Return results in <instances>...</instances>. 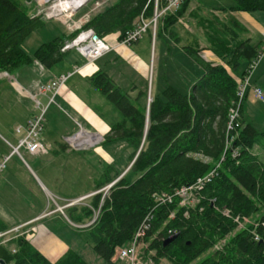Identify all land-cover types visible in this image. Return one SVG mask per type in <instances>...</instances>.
I'll use <instances>...</instances> for the list:
<instances>
[{
	"label": "trees",
	"instance_id": "obj_1",
	"mask_svg": "<svg viewBox=\"0 0 264 264\" xmlns=\"http://www.w3.org/2000/svg\"><path fill=\"white\" fill-rule=\"evenodd\" d=\"M190 1L164 18V31L172 32ZM233 1L235 6L223 11L264 12V0ZM34 8V0H0V74H12L36 61L50 69L64 60L66 53L61 50L76 33L41 45L33 56L23 49L27 38L45 24L32 18ZM154 11L150 0H120L94 15L85 29H92L100 39L118 33L122 41L142 17L149 20ZM214 24L221 29H211L210 50L222 64L209 63L199 47L186 46L185 53L203 69L188 95L168 86L147 112L144 93L132 101L102 70L89 78L90 85L121 115L105 135V144L123 141L133 150L127 173L117 171L111 176L113 170L108 168L97 183L96 191L114 183L106 195L100 192L90 205L69 209L72 222L89 225L80 228L79 236L110 264L145 224L150 228L141 242L146 254L154 253V264L162 260L194 264L223 241L225 245L200 264H264V162L253 152L256 146L264 150V131L245 120L243 103L239 126L229 130L230 113L239 100L238 79L244 78L259 49L219 19ZM212 172L211 182L196 195L198 203L181 206L176 192ZM96 212L99 217L90 224ZM9 230L0 221V233ZM174 234L178 238L164 245ZM0 264L89 263L71 249L51 262L26 236H18L0 245Z\"/></svg>",
	"mask_w": 264,
	"mask_h": 264
},
{
	"label": "rangeland",
	"instance_id": "obj_2",
	"mask_svg": "<svg viewBox=\"0 0 264 264\" xmlns=\"http://www.w3.org/2000/svg\"><path fill=\"white\" fill-rule=\"evenodd\" d=\"M116 2L117 0H94L81 11L78 17H82L92 10L94 16L116 4ZM97 3H101L102 7L94 10ZM195 5H199L201 9L186 12L185 16L180 18L182 21L175 24L179 31L181 30L180 33H183L181 40L177 41L171 37L173 34L180 36L178 30L170 33L168 30L164 31L167 27H164L165 17H163L158 20L156 28L153 25L137 43L128 47L133 53L141 54L146 60L148 63L147 72L138 71L130 58L125 59L124 57L120 59V64L116 67L114 65L107 67V61L113 62L112 59L116 56V52L112 53L116 50V44L111 45L113 50L105 57L89 64L77 51L65 52L64 60L50 68L53 73L60 71L66 73L67 70H71L73 62L82 64L83 59L85 62L83 66L75 67L70 73H66L65 76L72 74L71 78L60 90L51 92L47 96H39L38 89L36 93L24 80L18 78L19 76H16L15 72L10 74L34 97L26 94V91V93H15L13 95L14 101H19L21 106L0 105V161L12 151L8 141L14 147L18 145V140L22 135L17 134V129L25 126L23 118L26 119L31 114L33 116L39 115L44 107L48 108L45 128L40 135V141L48 150V154L30 155L25 150H20L23 157L12 155L0 174V186L3 188L0 192V218L11 228V232L10 230L5 232L8 233L5 239L12 238L13 240L18 236H24L23 233L35 230L36 236L39 235L40 239L44 241L49 235L62 241L63 245L60 246V249L54 250L55 248L52 246L47 250V253L54 254L49 257L50 260H55L66 249H71L81 254L89 264H110L95 253L79 236L80 228L89 225L82 226L72 222L69 209L73 206L90 205L91 198L100 192H104L106 195L109 191L107 187L110 185L96 191L97 183L104 178L108 168L113 170L111 176L115 175L117 171L127 173L133 150L123 141L105 144V133H102L103 127L110 129L112 124L121 120V115L99 91L92 88L89 95L83 97L82 100L88 106H86V110L100 122L92 115L79 114L76 110L70 109L65 102L64 95L60 92L65 86L70 88V85L75 81L74 79L81 77L85 73L84 69L93 65L92 67H107L114 82L129 95L132 101H135L140 93H144L142 104L147 107V112L153 99L162 95L168 86L174 87L183 95H188L192 86L203 75V69L185 53L184 48L189 44L194 47L192 44L195 41L194 37L201 36V34L206 37V39L203 38L204 43L210 45L207 36L212 33L211 29L213 27L221 29L220 26L214 24L216 17L214 13H211V10L218 7L229 8L234 6L235 2L233 0H196ZM226 13V16H223L225 23L233 27L243 38H247L249 32L253 46L264 41V35L260 34L256 25L253 23L246 24L240 14ZM243 13L251 14L253 20L264 27V12ZM44 22L45 24L34 31L23 45V49L30 56H33L41 45L51 42L56 37L72 35L66 26L59 21ZM158 30L161 32L156 38ZM76 36L68 41L72 42ZM102 40L107 41L106 38ZM199 45L195 47H199ZM123 47L125 46L123 45ZM201 51L200 49V53ZM36 62L33 64L39 67L40 73L37 75L30 73L29 77H43L44 69H49ZM26 67L29 66H23L20 69ZM77 69L78 71L75 72ZM255 84L259 86L258 88L263 91L264 95V59L251 77V84L242 104V114L245 120L253 124L259 132H263L264 103L255 96L253 89ZM38 102L41 103L40 107H38ZM18 112L20 113L18 114ZM2 125L12 129V137H8L2 131ZM83 130L93 135H99L98 141L94 142L90 139L87 145L77 146L73 138L79 133V136H83L81 134ZM67 137L72 138V141L67 143ZM253 152L264 162V150L261 147L256 146ZM194 201L195 204L198 203L196 198ZM99 214V212L95 213L90 224L98 219ZM8 243L4 242V239L0 240V245H7ZM47 243H44L43 246H49ZM225 243L226 241L218 243L213 250L206 252L194 264H200L203 259L216 251V247L221 249ZM34 245L37 248H43L38 245V241H34ZM145 251L146 247L140 253V259L143 263L150 262L151 256L154 255L153 252L146 254ZM113 264L129 263L119 259L117 253ZM160 264L171 263L168 260H162Z\"/></svg>",
	"mask_w": 264,
	"mask_h": 264
},
{
	"label": "built area",
	"instance_id": "obj_3",
	"mask_svg": "<svg viewBox=\"0 0 264 264\" xmlns=\"http://www.w3.org/2000/svg\"><path fill=\"white\" fill-rule=\"evenodd\" d=\"M94 0H34L35 8L30 13L32 18H40L43 21H59L69 30L71 34L76 33V38L69 42L67 41L62 48V52H69L72 50L77 51L82 55L86 60L87 64L95 63L97 60L102 59L108 53H110L113 48L105 40L97 39L92 29H85L86 25L91 21L93 17V10L91 12L85 13L82 17H78L81 11L88 6ZM154 2L155 11L151 19L145 20L143 17L140 19L138 25L127 32L122 41H118L117 47L125 46L129 47L137 43L144 34L147 33L149 28L153 25L156 28L158 20L168 15L176 14L183 4L187 0H150ZM102 7L101 3H97V7L94 10H97ZM115 47V48H117ZM114 48V49H115ZM264 59V46L258 51L256 58L252 60L247 70L246 75L242 79H238V104L236 109L231 110L230 113V123L229 130H233L239 126L237 122L240 105L243 103L247 90L251 84V77L258 67L260 62ZM78 69L75 71L77 72ZM2 76V77H1ZM72 74L67 76H60L48 83L42 84L38 87L39 96H47L51 92H56L60 90L66 81L70 79ZM0 78H11L8 73L0 74ZM254 93L256 98L264 103L263 91L255 87ZM30 96L34 97L32 94ZM53 100V99H52ZM54 102V100H53ZM41 106V103L38 102V107ZM47 108L41 110L39 115L33 116L25 126L19 127L17 129V134L22 135L18 145L13 147V151L10 156L6 157L0 161V174L6 167V163L12 155H19L21 158L20 150H25L30 155H39V154H48V150L40 141V135L45 128L46 122V113ZM72 138L67 137L66 142H71ZM214 175V172L210 173L206 177L199 179L195 184L189 187L180 188L175 196L181 200V206H189L195 203V198L197 193H199L206 184L211 182V179ZM113 186L110 185L108 190ZM165 196H161L159 200L165 201ZM173 197L169 199L172 202ZM197 201V199H196ZM243 224H240L239 227H242ZM149 225H143L139 231L135 234L133 240L126 246L122 247L118 251V257L121 260L127 261L129 264H154V261L150 262H141L140 253L144 249L145 244L141 242L143 237L146 234V231L149 230ZM8 236V233H0V240L4 239V242H9L11 239H5ZM220 247H216V250H219Z\"/></svg>",
	"mask_w": 264,
	"mask_h": 264
},
{
	"label": "crops",
	"instance_id": "obj_4",
	"mask_svg": "<svg viewBox=\"0 0 264 264\" xmlns=\"http://www.w3.org/2000/svg\"><path fill=\"white\" fill-rule=\"evenodd\" d=\"M120 0H117L116 4L119 2ZM195 1L196 0H191L188 6V9L186 12H191L194 9H201V7L199 5H195ZM110 5V4H109ZM115 4H113L112 6H114ZM110 6V7H112ZM235 6V5H234ZM109 7V8H110ZM233 7V6H231ZM229 7V8H231ZM107 8V9H109ZM227 7H218V8H214L213 10H211V13H214L216 18H219V20H221V22L223 24H225L226 26H228L225 21L223 20V16H226V12L223 11V9H229ZM106 9V10H107ZM103 12V11H102ZM101 13V12H100ZM232 15L234 14H240L243 18L246 24H250L253 23L254 25H256V28H258L260 30V34L264 35V27H261V25L259 23H257L255 20H253L252 15L250 14H246V13H240V12H232ZM185 16V14H184ZM182 21V20H179ZM230 29H232L237 36L241 39V40H249L251 45H252V37H250V33H247V38H243L233 27L228 26ZM178 32L180 33L181 30L179 31L177 26H173L171 28L172 32ZM167 34V32H165ZM204 33V31H203ZM181 35L176 36L173 34L174 39L181 40L182 39V34ZM209 39V36H207ZM195 38V41L192 43L195 46L199 45L200 49L202 50L200 55L203 59H205V61L209 62V63H213L215 65H219L222 64V61L210 50V45L209 43H204L203 38L206 39L205 36H203L201 34L197 35ZM107 39V43H109L110 45H116L119 41V34H112L106 37ZM185 43H186V38H185ZM188 45V44H187ZM190 46V44H189ZM253 46V45H252ZM258 49L260 50L263 46H264V41H261L258 45ZM254 46V47H257ZM116 52V56L112 59L113 62H111L110 60L107 61V67L109 65H114L115 67L117 65L120 64V59H122L123 57L126 58H130L131 62L133 63L134 67L141 72H147L148 70V63L146 62V60L142 57L141 54H137V53H133L128 47H117L116 50H114L112 53ZM69 53V52H68ZM79 55V54H78ZM80 56V55H79ZM81 57V56H80ZM84 59L82 64L78 63V62H73V65H71V70H67L66 73H70L75 67H79V66H83L84 64ZM37 63V62H36ZM93 65H91L90 67H86L85 73L81 76V77H76L72 83V85H70V88H66V86L61 90L60 94H63L65 99H66V104L70 107V109L76 110L79 114H86V115H92L90 114L87 110H86V104L84 103V101L82 100L83 97H87L89 95V93L91 92V89L93 88L90 85L89 82V78L91 76H93L95 73H97L98 71L102 70L103 72L107 73L109 75V77L112 78V76L110 75V72L108 70V68H100V67H92ZM45 71H43L42 76L43 77H29L30 73H34L35 75L40 73L39 67L36 66L35 64L26 67L25 69H19L15 72L16 76H19L18 78L24 80V82H26L30 88H32L34 91H36L37 93V89L40 85L48 83L62 75H65V72H56L53 73L50 69H44ZM83 70V71H84ZM82 71V72H83ZM81 72V73H82ZM2 77V76H1ZM11 77V75H10ZM113 80V78H112ZM114 81V80H113ZM117 85V84H116ZM118 86V85H117ZM254 87H259L257 86V84L254 85ZM27 93H26V92ZM25 92L26 94H32L30 91H28L26 88H24V86L19 83V81H17L15 79V77H11L9 78H0V105H6V106H12V107H16V105L21 106V103L19 101H14L13 95L15 93H22ZM59 94V95H60ZM58 95V96H59ZM88 107V106H87ZM26 112V110H25ZM20 112H18L19 114ZM26 115V113H25ZM29 116V115H27ZM26 116V117H27ZM33 117V114H31L29 117H27L26 119L23 118V124H27V122ZM92 117L96 118L95 116L92 115ZM97 119V118H96ZM98 122H100L97 119ZM2 127V131L8 136V137H12L13 136V131L11 128L9 127H4L3 125ZM255 127V126H254ZM110 129L103 127V132L105 133V135L109 132ZM103 135V134H102ZM20 140V139H19ZM18 140V141H19ZM8 144L10 145V147L12 148L13 151V147L12 144L8 141ZM12 151L10 152V154L12 153ZM9 154V155H10ZM8 155V156H9ZM6 156V157H8ZM5 157V158H6ZM3 188L2 186H0V192H2ZM93 193V192H92ZM1 203V201H0ZM1 206V204H0ZM0 221L2 223H4L5 225H7L5 222L2 221V219L0 218ZM11 229V228H9ZM29 231V230H27ZM11 232V230H10ZM21 234V233H20ZM24 236L27 237V239L34 245V241H38V245L42 246L41 247H35L41 252L43 253L46 258H48L50 260L49 257H52L54 254L52 253H47V250L49 248H51L52 246L56 249H60V246L63 245L62 241H60V239H58L57 237L54 236H47L48 238H46V240L44 241L43 239H40L39 235L36 236V232L35 230L33 231H29L28 233H23ZM48 242L47 244L49 246L46 245V247H44V243ZM68 251V249L65 250V252H63L58 258H56L55 260H50L51 262H56L64 253H66Z\"/></svg>",
	"mask_w": 264,
	"mask_h": 264
},
{
	"label": "bare ground",
	"instance_id": "obj_5",
	"mask_svg": "<svg viewBox=\"0 0 264 264\" xmlns=\"http://www.w3.org/2000/svg\"><path fill=\"white\" fill-rule=\"evenodd\" d=\"M79 134H77L73 138V141L77 144V146H85V145H87L88 144L87 142L90 141V139H92L94 142L98 141V139H99V135H93V134L88 133V132H86L84 130L81 132V134L83 136H79Z\"/></svg>",
	"mask_w": 264,
	"mask_h": 264
},
{
	"label": "water",
	"instance_id": "obj_6",
	"mask_svg": "<svg viewBox=\"0 0 264 264\" xmlns=\"http://www.w3.org/2000/svg\"><path fill=\"white\" fill-rule=\"evenodd\" d=\"M94 39L97 40V39H99V37H98V36H95ZM138 154H139V152H138ZM178 236H179V234H174V235H172L171 237H169V238L165 241V244H164V245L167 246V245L171 244L172 242H174V241L178 238Z\"/></svg>",
	"mask_w": 264,
	"mask_h": 264
}]
</instances>
